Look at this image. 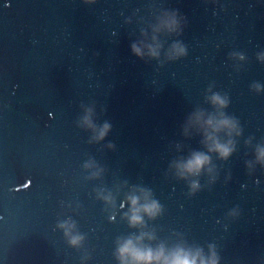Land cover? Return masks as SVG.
Listing matches in <instances>:
<instances>
[{
    "label": "water",
    "instance_id": "95a60500",
    "mask_svg": "<svg viewBox=\"0 0 264 264\" xmlns=\"http://www.w3.org/2000/svg\"><path fill=\"white\" fill-rule=\"evenodd\" d=\"M177 255L264 264V0H0V264Z\"/></svg>",
    "mask_w": 264,
    "mask_h": 264
},
{
    "label": "clouds",
    "instance_id": "9594fccd",
    "mask_svg": "<svg viewBox=\"0 0 264 264\" xmlns=\"http://www.w3.org/2000/svg\"><path fill=\"white\" fill-rule=\"evenodd\" d=\"M222 152H227L226 149H221ZM206 160V158L204 157H197L195 160V167H199L202 163H204ZM193 165H190V167H192ZM134 219H137L134 217ZM133 255V258L137 261H150L152 259H159L160 258V254H157L155 257L153 256V254L149 251L147 253L145 252H141L138 251L136 249H134L132 247L131 242L129 241L128 244L122 249L123 253H128L130 252ZM171 264H195L194 260H189L186 256H180L177 255L173 258V260L171 261Z\"/></svg>",
    "mask_w": 264,
    "mask_h": 264
}]
</instances>
